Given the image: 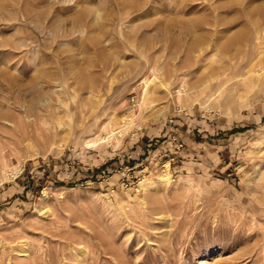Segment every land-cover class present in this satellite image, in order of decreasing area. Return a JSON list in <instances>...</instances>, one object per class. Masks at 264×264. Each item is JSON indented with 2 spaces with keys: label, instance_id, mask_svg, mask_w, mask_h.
<instances>
[{
  "label": "rangeland",
  "instance_id": "obj_1",
  "mask_svg": "<svg viewBox=\"0 0 264 264\" xmlns=\"http://www.w3.org/2000/svg\"><path fill=\"white\" fill-rule=\"evenodd\" d=\"M234 1L0 0V264H264V0Z\"/></svg>",
  "mask_w": 264,
  "mask_h": 264
},
{
  "label": "bare ground",
  "instance_id": "obj_2",
  "mask_svg": "<svg viewBox=\"0 0 264 264\" xmlns=\"http://www.w3.org/2000/svg\"><path fill=\"white\" fill-rule=\"evenodd\" d=\"M193 1H197V0H191V2H193ZM151 5V2L150 1H146V2H143V4L141 5V7H144V6H146V5ZM238 4H240L237 0H235L234 1V3H233V5H238ZM119 5V4H118ZM120 5H122V4H120ZM139 5V4H138ZM119 8L121 7V6H118ZM136 6L135 5H129V7H127V6H122L121 7V10L123 9H133V8H135ZM138 8V7H137ZM254 10V11H263L264 10V1L262 2V3H259L258 5H256V6H254V7H251L250 8V10ZM229 66H231V64L229 65ZM228 66L226 67L225 66V69H224V72L225 71H228ZM223 73V72H222ZM215 74V73H214ZM219 75V74H218ZM216 78H217V75L215 76ZM184 80V79H183ZM181 82H182V78H181V80H180ZM219 81V80H218ZM151 80L149 81L148 79H144L143 80V84H142V98H141V104H142V106H144L143 104L145 103V101H147L148 100V98L149 97H151V95H153V93H151L150 91H148V89H149V87H150V84H151ZM183 83V82H182ZM184 85V84H183ZM186 85V84H185ZM180 86V85H179ZM212 86V85H211ZM203 87V86H202ZM207 87V86H206ZM205 86H204V88H206ZM208 87H210L209 85H208ZM207 87V88H208ZM203 88V89H204ZM207 88H206V90H204V91H202V92H206L207 91ZM209 89V88H208ZM185 90V89H184ZM202 90V89H201ZM198 91H196V93H197ZM196 93H195V95H196ZM176 94V93H175ZM201 94V93H200ZM204 94V93H203ZM179 95H180V93H179ZM195 95H194V97H195ZM210 95H211V93H210ZM210 95H208V94H205L204 95V97H209ZM211 98V97H210ZM201 100V99H200ZM209 100V99H208ZM140 104V103H139ZM140 104V105H141ZM201 104V103H200ZM204 104V103H203ZM202 106V105H201ZM135 117H134V115H133V118L132 119H134ZM27 119H29L28 117H27ZM130 119V118H129ZM18 125L19 124H21V121L20 120H18ZM131 122H124L123 123V126H124V124H125V126L126 127H128L129 126V124H130ZM133 123V122H132ZM21 126V125H20ZM124 126V127H125ZM19 127V126H18ZM22 129V128H21ZM20 129V130H21ZM24 131V130H23ZM115 135V133H113V131H111L110 132V134H109V138L110 137H113ZM114 138V137H113ZM108 140V139H107ZM111 140V139H110ZM115 141L117 142V139H115ZM119 141V140H118ZM98 142H100V140H97V139H89V140H87L86 141V146L87 147H90V148H95V147H97V146H99V145H102L104 142H100V143H98ZM115 142V143H116ZM119 143V142H118ZM9 166L7 165V161H6V159H5V157H4V152H3V148L0 146V172L1 173H5L8 169ZM10 170V169H9ZM161 179H160V183L159 184H155V185H164V186H166V188H167V185H170V179L168 178V174L165 172V174H163V176H161L160 177ZM149 186V184H148V180H147V183H145V180H144V182H142V183H140L139 184V187L140 188H142V189H144V190H146V188ZM149 189V188H148ZM45 195V194H44ZM45 197V196H44ZM42 211H44V210H42ZM41 210H38V211H36V213H35V215H39L41 212H42ZM43 213V212H42ZM80 257H82V256H84V252L83 251H81L80 252V255H79ZM19 257H27V255H26V251H24V250H22V252L20 253V255H19Z\"/></svg>",
  "mask_w": 264,
  "mask_h": 264
}]
</instances>
